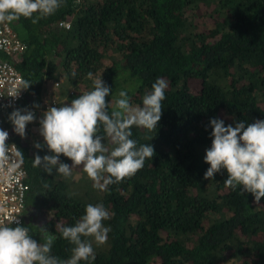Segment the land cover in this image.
Segmentation results:
<instances>
[{"label": "trees", "instance_id": "16d2710c", "mask_svg": "<svg viewBox=\"0 0 264 264\" xmlns=\"http://www.w3.org/2000/svg\"><path fill=\"white\" fill-rule=\"evenodd\" d=\"M10 24L25 42L12 62L23 78L24 102L30 97L39 104L29 128L36 135L25 140L15 133L8 120L13 108L0 110V120L22 156L25 203L47 217L46 230L57 237L52 255L69 259L74 245L59 227L74 226L88 204H103L110 213L103 222L110 228L107 242L98 246L82 237L92 241L91 264L155 258L159 264H264V198L257 203L252 194L226 187L225 170L204 179L212 118L226 126L264 120V0H65L36 24L23 17ZM89 72L102 74L112 89L106 97L112 107L121 90L142 106L158 78L168 82L157 129L132 128L131 138L153 146L154 157L107 189L94 186L82 166L64 177L33 161L51 154L34 144L43 145L37 122L48 109L42 111L43 98L54 96L52 81L60 76L59 107L92 90Z\"/></svg>", "mask_w": 264, "mask_h": 264}, {"label": "clouds", "instance_id": "9594fccd", "mask_svg": "<svg viewBox=\"0 0 264 264\" xmlns=\"http://www.w3.org/2000/svg\"><path fill=\"white\" fill-rule=\"evenodd\" d=\"M64 2L0 0V24H10L21 17L36 24L40 19L55 14ZM88 78L92 80V90L79 94L71 103L49 107L43 113L39 120L43 145L35 143L34 147L41 149L46 146L51 154L36 155L33 161L44 173L53 175L55 170L56 174L64 177L71 176L74 167L82 166L94 181V186L107 189L110 184L134 176L144 167L146 159L154 157L153 146H138V142L131 138L132 128L157 129L163 115L162 102L166 99L168 82L158 78L152 84V90L143 96L142 106H133L127 92L121 90L112 107L106 101L112 89L104 83L102 74L93 77L89 72ZM55 80L49 90H55ZM36 119L34 112L28 109L14 110L8 116L15 133L21 137L26 134V126ZM210 126L211 147L206 149L204 156L210 167L204 173V179L212 180L225 170L226 187L233 191L239 189L241 194L250 193L259 203L264 198V120L253 123L241 120L226 126L224 120L212 118ZM101 129L104 135L99 134ZM8 137L9 133L0 129V156L6 151ZM105 138L113 146L111 149L105 145ZM61 155L72 161L71 166L61 162ZM108 219L110 213L103 204H88L74 226H60L61 238L74 245L71 257L66 260L51 254L57 237L44 227L37 229L43 241L38 242L30 235L32 229L23 226L18 218H12L9 223L0 221V264H80L81 261L91 264L95 260L93 244L82 237L93 238L98 246L105 244L110 228L103 222Z\"/></svg>", "mask_w": 264, "mask_h": 264}, {"label": "built area", "instance_id": "2783aa9c", "mask_svg": "<svg viewBox=\"0 0 264 264\" xmlns=\"http://www.w3.org/2000/svg\"><path fill=\"white\" fill-rule=\"evenodd\" d=\"M57 24L63 28L69 27L68 20H60ZM24 48L25 42L20 39L12 25L0 24V110L2 111L13 108L25 100L26 90L22 84L23 78L12 62ZM54 85H57L56 80ZM56 100L57 98L50 91L48 97L43 100L45 102L43 110L57 107ZM0 129L9 133L6 151L3 156H0V221L9 223L12 218H18L24 226L23 211L28 187L24 179L25 168L22 165L18 146L11 138L10 128L0 121ZM150 264H159V260L157 263L150 262Z\"/></svg>", "mask_w": 264, "mask_h": 264}, {"label": "flooded vegetation", "instance_id": "af4514ba", "mask_svg": "<svg viewBox=\"0 0 264 264\" xmlns=\"http://www.w3.org/2000/svg\"><path fill=\"white\" fill-rule=\"evenodd\" d=\"M23 220L25 221V227H30V235L33 239L38 241L40 233L37 230L39 227L46 229L47 217H45L39 210L34 209L30 204H26L23 211Z\"/></svg>", "mask_w": 264, "mask_h": 264}, {"label": "rangeland", "instance_id": "374dc122", "mask_svg": "<svg viewBox=\"0 0 264 264\" xmlns=\"http://www.w3.org/2000/svg\"><path fill=\"white\" fill-rule=\"evenodd\" d=\"M206 29V26H203L202 27V30H205ZM59 81H60V76L57 78V85H56V88H55V91H53V92H55L56 93V95L57 96H55L56 98L58 97V94L57 93H59L57 90H58V85H59ZM189 82H190V84L192 85V87H194V88H196L197 86H198V81H197V79L196 78H192V79H189ZM49 88H50V86H49ZM60 88V87H59ZM117 93H115L114 95H113V97H112V99L113 100H115L116 98H117ZM137 96V95H136ZM135 96V97H136ZM130 102L133 104V106H136V105H140L136 100H135V98L134 99H132V98H130ZM13 109H15V110H17L18 108H13ZM21 109H23V107H21ZM24 109H25V107H24ZM5 110H7V109H5ZM5 110H3V111H5ZM36 122V121H35ZM37 123H39V121L37 122ZM32 125V123H30V124H28L27 126H26V128H28V130H26L27 131V135L28 134H30V133H32V131H29V128H30V126ZM75 170H77V169H75ZM73 176V175H72ZM74 177V176H73ZM104 246V245H103ZM157 259L155 258L153 261H151V262H153V263H157L158 262V260L156 261ZM230 261V260H229ZM228 261V262H229ZM230 264H232V263H230Z\"/></svg>", "mask_w": 264, "mask_h": 264}, {"label": "crops", "instance_id": "0c3cea01", "mask_svg": "<svg viewBox=\"0 0 264 264\" xmlns=\"http://www.w3.org/2000/svg\"><path fill=\"white\" fill-rule=\"evenodd\" d=\"M34 105H39V104H37L36 101H34V99L30 100V97H29L28 101H25L24 104H21V105L17 106L16 108H21V107L25 106V109H28V110H31V111L34 112L38 108V107H34ZM42 111H44V110H42ZM35 135L36 134L33 133V132L27 135V131H26V134H25L24 137H25V140L26 139H31L32 140L35 137Z\"/></svg>", "mask_w": 264, "mask_h": 264}, {"label": "bare ground", "instance_id": "6f19581e", "mask_svg": "<svg viewBox=\"0 0 264 264\" xmlns=\"http://www.w3.org/2000/svg\"><path fill=\"white\" fill-rule=\"evenodd\" d=\"M22 84H23V80H22ZM54 96H57L55 92H54ZM25 205H26V203H25Z\"/></svg>", "mask_w": 264, "mask_h": 264}, {"label": "water", "instance_id": "95a60500", "mask_svg": "<svg viewBox=\"0 0 264 264\" xmlns=\"http://www.w3.org/2000/svg\"><path fill=\"white\" fill-rule=\"evenodd\" d=\"M38 242H40V241H38Z\"/></svg>", "mask_w": 264, "mask_h": 264}]
</instances>
